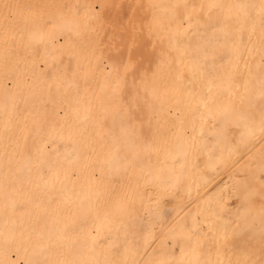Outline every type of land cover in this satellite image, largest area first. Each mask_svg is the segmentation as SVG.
<instances>
[{
	"label": "bare ground",
	"instance_id": "bare-ground-1",
	"mask_svg": "<svg viewBox=\"0 0 264 264\" xmlns=\"http://www.w3.org/2000/svg\"><path fill=\"white\" fill-rule=\"evenodd\" d=\"M262 85L264 0H0V264H264Z\"/></svg>",
	"mask_w": 264,
	"mask_h": 264
},
{
	"label": "snow or ice",
	"instance_id": "snow-or-ice-1",
	"mask_svg": "<svg viewBox=\"0 0 264 264\" xmlns=\"http://www.w3.org/2000/svg\"><path fill=\"white\" fill-rule=\"evenodd\" d=\"M185 7H187V6H185ZM260 96L262 99H264V85H262V87H261ZM261 126H262V131H264V119H262V121H261ZM262 191H264V189H262ZM262 239H264V232H262Z\"/></svg>",
	"mask_w": 264,
	"mask_h": 264
}]
</instances>
